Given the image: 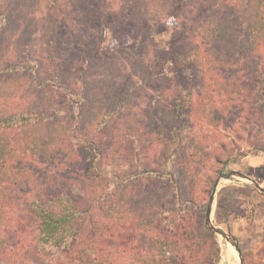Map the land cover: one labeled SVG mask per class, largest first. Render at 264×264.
I'll list each match as a JSON object with an SVG mask.
<instances>
[{"label":"trees","instance_id":"obj_1","mask_svg":"<svg viewBox=\"0 0 264 264\" xmlns=\"http://www.w3.org/2000/svg\"><path fill=\"white\" fill-rule=\"evenodd\" d=\"M47 18V50L16 57ZM170 19L147 63L95 43L103 21L134 34ZM262 85L264 0H0V264H218L220 130ZM226 191L217 224L235 210Z\"/></svg>","mask_w":264,"mask_h":264},{"label":"rangeland","instance_id":"obj_2","mask_svg":"<svg viewBox=\"0 0 264 264\" xmlns=\"http://www.w3.org/2000/svg\"><path fill=\"white\" fill-rule=\"evenodd\" d=\"M39 22H34L30 28L24 29L19 35L15 46L16 57L24 59L27 53L37 57L47 50L48 39L45 31L49 33L48 25L52 20L44 19L43 22L46 24ZM102 23L101 32L94 38L95 43L105 46L112 58L127 63H134L137 59L147 63L159 51L163 49L168 51L176 30L175 19L168 20L164 26L154 29L145 28L134 34L131 31L122 34L118 29L119 22L114 27L109 26L106 21ZM36 25L38 27L46 25V30L42 32L36 30ZM124 45L128 47L126 50ZM163 71V75L173 79L181 78L182 87L190 82L187 74L178 71L171 62L167 61ZM257 90L260 99L253 103L251 111L247 110L246 102L241 103V106L246 107L242 112L241 125L237 123V116L231 114L228 122L221 126L220 137L227 143L230 162L223 173L218 176L221 177L216 188L212 215L213 223L222 227L236 239L244 253L245 264H264V192L255 187L254 183L247 178L236 175L225 178L223 175L232 170L241 171L264 187V150L258 149L264 147V115L260 110L261 105L264 104V85L257 87ZM229 125L232 126L229 127ZM238 127L240 128L239 135L234 130ZM230 151H233L232 154ZM103 170L107 171L106 167ZM222 189L227 190L225 194L229 196L228 202L232 203L235 208L228 224L215 222L218 198L221 196ZM218 242L221 249L218 264H240L235 247L221 235H218ZM227 244L230 245L229 252Z\"/></svg>","mask_w":264,"mask_h":264},{"label":"water","instance_id":"obj_3","mask_svg":"<svg viewBox=\"0 0 264 264\" xmlns=\"http://www.w3.org/2000/svg\"><path fill=\"white\" fill-rule=\"evenodd\" d=\"M234 175L251 180L254 183L255 187H257L259 190L264 192V187H262L254 179H252L250 176H248L247 174H245L241 171L232 170V171H229L226 175H223V177L230 178ZM220 177H218L216 184H215V189L209 198L208 207H207V211H206L207 226L209 227V229L215 231V233L217 235H221V236L225 237L235 247L236 251L238 252V255L240 258V264H245L243 255L241 253V248H240L238 242L236 241V239L232 235H230L227 231H225L222 227L217 226L213 223L212 215H213V208H214V201H215L214 197L216 194V188L218 186Z\"/></svg>","mask_w":264,"mask_h":264},{"label":"bare ground","instance_id":"obj_4","mask_svg":"<svg viewBox=\"0 0 264 264\" xmlns=\"http://www.w3.org/2000/svg\"><path fill=\"white\" fill-rule=\"evenodd\" d=\"M227 251H230V245L227 244Z\"/></svg>","mask_w":264,"mask_h":264}]
</instances>
